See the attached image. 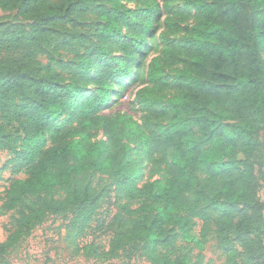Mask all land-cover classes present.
I'll list each match as a JSON object with an SVG mask.
<instances>
[{"label":"trees","instance_id":"16d2710c","mask_svg":"<svg viewBox=\"0 0 264 264\" xmlns=\"http://www.w3.org/2000/svg\"><path fill=\"white\" fill-rule=\"evenodd\" d=\"M182 2L0 0V10L27 21L0 24V149L23 160L26 175L1 197L0 214L15 216L0 264L52 215H69L67 238L87 258L113 259L132 248L151 264H204L174 252L185 241L202 253L214 234L226 264H264L256 172L264 0ZM163 12L171 16L161 56L151 59L148 85L135 98L142 118L103 114L148 50ZM181 59L183 67L165 75ZM225 121L235 123L226 128ZM145 160L164 174L139 184ZM90 172L115 179L116 203L131 223L105 250L78 241L102 203L97 188L81 182Z\"/></svg>","mask_w":264,"mask_h":264},{"label":"rangeland","instance_id":"374dc122","mask_svg":"<svg viewBox=\"0 0 264 264\" xmlns=\"http://www.w3.org/2000/svg\"><path fill=\"white\" fill-rule=\"evenodd\" d=\"M162 3V0H158ZM183 0H177L176 6L182 7ZM127 5L131 8L143 7L142 3L136 1H128ZM171 16L167 12H163L160 20L154 29V36L150 39L148 50L144 53L134 73L121 84L116 87V94L113 100L103 110V114H111L114 112H127L134 115L137 119L143 116L141 104L136 101V95L140 89L146 87L148 65L153 57L161 56L160 50L164 46L161 41L162 36L166 32L165 21ZM177 19V16H174ZM88 25L95 22L92 15L88 16ZM191 22V21H190ZM189 23V22H187ZM0 24L6 27L18 24H27V21L17 14L16 11L0 10ZM89 26V28H90ZM177 38V37H174ZM145 48V49H146ZM184 59L173 66L165 67V75L173 77L175 72L182 68ZM235 121H225V127L230 128ZM17 126V123H15ZM97 138H102L101 132H97ZM262 152L260 162L256 165V172L260 176L259 198L264 203V134L260 137ZM48 144H51L49 140ZM13 153L7 149H0V204L1 197L5 188L14 178L25 177V162L23 160H14ZM161 166L151 164L148 160L143 163L142 178L139 184H143L148 180L161 178L163 176ZM84 185H92L102 195V203L96 215L90 222L84 236L78 241L80 244L93 242L101 249L109 248L112 237L121 228H129L131 223L128 216L124 214L116 203V187L115 179L98 173L90 172L81 179ZM15 216L14 213L6 215L0 214V243L7 237V228L10 221ZM69 215H52L49 216L41 225H39L33 234L21 243L17 248L12 249L5 254L7 259L4 264H151L141 252L128 248L127 251L121 253L120 256L108 259L97 260L87 258L75 249V245L68 240L69 231ZM201 222L197 225L195 233L199 234ZM235 245L241 249L239 242ZM174 254H188L193 259H199L204 264H226V256L219 248L216 236L213 234L206 249L201 253L192 243L179 241ZM200 255H203L202 257ZM246 264V263H244Z\"/></svg>","mask_w":264,"mask_h":264}]
</instances>
